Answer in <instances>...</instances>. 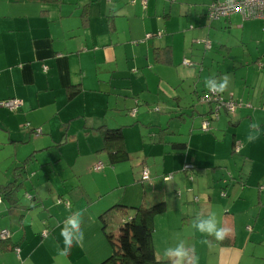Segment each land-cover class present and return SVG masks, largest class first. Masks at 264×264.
<instances>
[{
    "label": "crops",
    "instance_id": "0c3cea01",
    "mask_svg": "<svg viewBox=\"0 0 264 264\" xmlns=\"http://www.w3.org/2000/svg\"><path fill=\"white\" fill-rule=\"evenodd\" d=\"M210 1L148 0L146 6L142 7L139 2L120 6L119 0H60L50 4L40 0H0V100L11 97L22 100L21 107L15 112L0 107V126L9 133L10 141L24 139L27 134H33V128L40 127L42 133L35 135L36 150L74 144L77 148L79 145L82 154L90 158L81 170L71 168L69 185L62 183L59 190L50 186L48 191L51 196L37 190L41 178H36L34 184L30 181L32 185L36 184L34 194L27 193L26 201H20L21 206L14 205L8 210L10 204L3 199L0 201V230L5 228L10 231L7 241L10 247H15L0 250V264H98L108 254L109 243L101 228L100 214L105 212L107 221H114L113 214H118L111 208L114 204L135 205L122 201V192L119 194V173L125 167L117 163L110 167L104 166L101 170L90 168V171L89 167L87 170V166L100 161L103 152L100 151L102 141L96 128L100 125L122 127L125 135V130L137 126L134 123L137 107L142 104L147 107L153 96L160 94L157 90L161 88V93L169 98L179 99L175 84H184L188 78H199V73L191 68L194 65L181 66L185 56L176 62L178 57L175 49L180 42L178 36L182 34L185 38L180 29L184 21L191 19L196 22L189 26L193 30L189 36L192 42L210 35L211 49L218 46L217 53L222 57L220 64L230 69L226 70V74L219 69L213 74L216 78L225 75L229 78L223 95L242 98L253 106L239 109L232 118L223 114L228 118L227 124L237 127L243 125L245 120L264 121L260 116L264 72H258L255 63L260 61L264 67V20L243 19L235 13L228 19L206 23L204 10ZM165 46L169 47V59L167 62H156L153 47ZM128 59H132V62L139 59L140 62L129 66ZM120 61L125 63L124 70L119 69ZM150 61H153L154 66L149 69L154 68L155 74L147 71L143 65V62L147 65ZM149 75L156 79L155 82L151 81ZM242 86H247V90L253 87L252 92L245 94L246 89ZM204 89L206 86L192 90L198 98ZM133 107H136L134 115L130 113ZM206 111L203 108L197 114L202 118ZM176 115L184 119L183 112ZM22 123H28L25 126L27 130L20 129ZM146 126L155 125L149 123ZM156 127L161 128L159 125ZM164 128L167 138L164 135L159 139L155 134L157 132L153 131L152 148L155 152L152 159L160 157L162 175L171 173L172 178L169 180L177 177L179 184L181 175L173 173L181 170L185 159L172 154L181 152H172L171 146L169 149L167 144L182 140L175 136V132ZM237 136L233 133L231 150L234 137ZM190 137L189 142L186 141L187 148L183 150L184 153L187 149L193 151L190 162L196 168L214 167L218 159L208 157H214V151L204 149L201 141H193V135ZM242 137L245 140L247 136ZM124 138L130 159L138 157L140 154L131 150ZM251 144L260 142L245 140V147L251 149ZM139 151L142 153L141 158L138 157L142 161L141 168L147 167L145 152ZM244 163L248 167L251 164L246 159ZM253 166L251 164V169ZM248 170L250 172L244 179L245 183H249L252 176V170ZM84 174L93 180L92 191L86 190L84 182H81ZM261 177V172L254 174L248 185L250 190L243 198L248 207L256 201L259 206H264L262 196L257 194L261 185L264 191V184L259 182ZM158 179L150 177L146 181L155 184ZM197 183L200 184L199 179ZM232 190L237 193L234 187ZM199 193L201 196L206 195L204 190ZM160 194L154 196L156 198L151 204L165 202L164 193ZM59 198L67 199L70 204L58 203ZM54 199V203L58 204L51 203ZM194 202L199 203L198 197ZM24 205H30V208L22 207ZM213 208L211 197H208V200L200 201L194 211L206 215L213 212ZM76 211L83 212L84 240L82 245L74 244L70 254L65 257L58 252V248L64 247L60 231L65 219ZM132 213L129 210L130 216ZM257 213L259 215L254 217L255 221H258L260 210ZM221 214L220 226L228 231L222 241L218 240L219 264H243L239 253L236 254L233 248L236 240L235 214ZM43 231H46L45 236L42 235Z\"/></svg>",
    "mask_w": 264,
    "mask_h": 264
},
{
    "label": "rangeland",
    "instance_id": "374dc122",
    "mask_svg": "<svg viewBox=\"0 0 264 264\" xmlns=\"http://www.w3.org/2000/svg\"><path fill=\"white\" fill-rule=\"evenodd\" d=\"M125 2L126 4H124ZM128 3L127 0H119L120 6H125ZM190 24H196L195 20L190 19L184 21L183 25L180 27L185 38L183 39L182 34L178 36L180 42L176 45L175 49L176 57H178L176 62H178L182 56L191 60L194 63V67L191 68H195L196 73H199V78H188L184 81V84H180V82H178L180 85L175 84L176 94L179 96V99L169 98L164 93H161L163 92L161 88L157 90V93L160 94H155L153 100L147 107L144 104L137 107L138 113L134 119V123L137 126L131 130H125V137L131 150L137 151V154H140L138 155L139 158L142 156L139 150L145 152L147 157L145 164L150 171V177H158L159 179L155 184L150 181L139 180L142 161L138 159L137 156H133L134 159L118 163L120 167H125V170H121L119 173L118 188L119 190L121 189L119 194L122 192L123 199L121 200L129 202V205H136L141 202L148 205L149 203L151 204L157 196L161 195L160 192L164 193L166 210L154 216V230L152 232V244L155 255L159 259L168 260L164 255L165 249L169 246H174L180 240H184L186 245L195 248V254L199 257L198 264H219L220 246L218 240L214 237L202 236L201 233L192 227V222L195 217L201 214L195 212L194 207H197L200 201H204L205 199L208 200V197H211V202L214 206L213 212L216 213L219 224L221 213L228 214L230 212L233 215L235 214L236 240L233 248L236 254L239 253L241 263L264 264V206H259L256 201V203L248 207L244 201L245 199H243L250 190L248 185L252 182L251 179L254 174L259 172L263 173V177L260 178L261 181L259 182L264 184V121L256 122L251 119V122H249V120H245L243 125L237 126V128L232 124H227L226 120L228 118L222 114L220 120L212 122L213 129L211 131L203 132L197 128L202 120L200 115L197 114V111L203 108L208 109V105L200 104L192 89L195 88L199 90L201 87L205 86V81L211 76H214V72H217L218 69L221 70L223 74H226L228 72L226 70L230 69L220 64L222 57L221 54L217 53L219 49L218 46L212 49H204L201 44H196V42L194 43L191 41V37L189 38V36L193 34V30L189 28ZM203 37H208V35ZM209 37L211 36L209 35ZM128 61L129 66L137 61L140 62L139 59L134 60V62H132V59H128ZM218 63L220 64L219 67L217 66ZM119 65L120 70L125 69V63L123 61H120ZM143 65L147 71L155 74L156 70L154 68L151 70L149 69L152 65L154 66L153 61L148 62L147 65L143 62ZM181 66L185 67L186 65ZM261 70L264 72V67ZM257 71L259 72V69H257ZM149 76L151 77V81L155 82L156 79L151 75ZM134 79L136 78L134 77ZM242 87L246 89L245 94L249 91L252 92L253 87L249 90H247V86ZM153 93H155L154 90ZM262 96H264V91ZM234 98L243 100L239 97ZM120 102H122V98H120ZM260 107L262 110L260 116L264 118V108H262L261 105ZM179 112H183V120L176 115L179 114ZM253 122L259 124V138L256 141H259L260 144H251L250 149L245 147L246 138L244 140L242 135H248L250 130L249 125ZM149 123L155 126H146ZM24 124L25 123H22L20 129H26V125ZM158 125L167 127L169 132H175V136L182 141L189 142L190 136L193 135V141H201V145L204 146V149L214 151L215 156L208 157L209 159H218L215 166L207 168L195 167L192 172L190 169L184 171L183 169L185 166L191 165L190 160L193 151L187 149L185 153L184 151H181V154L172 153L185 159L181 170L173 173L174 175H181V183L178 184L177 177L172 180H164L161 173L162 159H160V157L158 158L156 155V159H152L155 152V149L152 148L154 146L153 131H158L159 127H156ZM192 128H195L194 131L191 130ZM236 128L237 131L235 130ZM124 129H126V127ZM233 133L238 135L234 138L236 142L239 143V149L234 151L231 150ZM165 137L167 138V134H165ZM170 137L173 138L174 136ZM40 138L42 137H38V139ZM20 139L19 141H10L9 133L0 126V184L13 180L16 174L19 179L18 181L22 183L16 192L21 202L26 201L27 193L34 194L35 192L36 184L32 185L30 183L31 180L34 184L36 178H41L39 182L40 186H37V190L43 195L51 196L48 191L50 186L59 190L58 187H61L62 183L66 186L69 185L71 183V168L81 170V168L85 167L87 162L89 163L90 161L89 157L82 154V148L79 145L78 148L74 144H64L63 147H49L48 149L36 150V147H34L36 139L34 133L27 134L24 139ZM167 147L170 149V145L167 144ZM172 152L174 151L172 150ZM249 152H251V154H249ZM78 154L81 155L77 157ZM99 158L104 166L110 167L104 152H102ZM219 159L221 160L219 161ZM245 159L250 160L251 164L254 165L252 169L251 164L249 167L245 165ZM88 167L89 170L92 168V166L89 165L86 167L87 170ZM249 168L252 170V176L249 179V183H245L244 179L250 172L248 170ZM33 174L36 175L33 176ZM190 174L193 176L192 180L189 179ZM88 177L90 176L84 174L81 182H84V188L86 190L92 191L94 183L93 180ZM198 179L200 182L199 185H197ZM192 181L194 185H192ZM233 187L237 193H234V190H232ZM243 187L245 188L243 189ZM201 190H204L206 195L201 196L199 193ZM257 194L262 196L264 203V191L258 190ZM194 195L198 197L199 203L194 202ZM54 202L55 199L51 201V203ZM54 204L58 203L56 202ZM129 210L130 213L133 212L132 209ZM259 210L260 216L258 221H255L254 217H258L259 213L257 212H259ZM251 215L253 217H251ZM113 216L114 221L110 219L108 222V229L112 231L113 234H116L121 222V216L117 213L113 214ZM246 218L248 221H244ZM245 225L248 226L245 228ZM249 235H251V239H249ZM205 239H207L208 243L201 242ZM107 247L108 254H106L104 258H106L111 251L110 246L108 245Z\"/></svg>",
    "mask_w": 264,
    "mask_h": 264
},
{
    "label": "trees",
    "instance_id": "16d2710c",
    "mask_svg": "<svg viewBox=\"0 0 264 264\" xmlns=\"http://www.w3.org/2000/svg\"><path fill=\"white\" fill-rule=\"evenodd\" d=\"M129 3L139 2L142 7L146 6V3L148 0H146L145 4L141 2V0H127ZM172 1V0H170ZM224 0H212L210 1L204 10V19L206 20V23H210L213 20L217 19H228L232 14H239L243 19H258V18H245L243 15L239 12H234L228 16H221L218 18H209L208 11L209 7L214 2H221ZM40 2L44 4H50V3H58L60 0H40ZM264 20V19H262ZM203 40H209L210 41V47L206 48ZM197 44H201L204 49H211L212 43L211 40L208 37H203L196 39L195 41ZM169 47H153V55L154 60L156 62L159 61H165L169 59ZM161 58V59H160ZM188 58H183L181 60L182 65L186 66H193L194 63L189 60V64H184L183 60ZM164 62V63H165ZM256 67L257 69L261 70L263 63L260 61H256ZM208 90L204 89L201 93H205ZM72 92H70L71 95ZM200 95L198 97V101L200 100ZM220 95L227 99L229 97H232V99L237 100L238 104L236 105L233 112L228 111L225 107L219 108V114L217 118H211V126L212 122L216 121L220 118L222 114H225L228 116V118H232L235 116L236 112L243 108H252V104L250 102H246L241 99H236L233 96H224L222 92H220ZM200 102V101H199ZM262 102V108H264V96L261 98ZM203 104V103H201ZM203 105H208V109L205 112L204 117H208L211 115V109L215 106L214 103H205ZM132 109H135L136 107H133L130 109V113ZM135 112L132 114L134 115ZM202 117V118H204ZM211 117V116H210ZM200 129V124L199 127ZM166 128H160L157 133V137L159 139H162L163 136L167 133H164V130ZM213 128L204 131L203 132H209ZM42 130V129H41ZM96 130L99 132V135L101 137L102 146L100 148V151H103L106 155V160L109 165H114L117 163L125 162L130 159V153L127 150L126 144H125V135L123 133L122 127H109L107 125H100L96 128ZM235 143L236 140L234 139L232 142V151L235 150ZM171 149L177 152H181L184 149L187 148V142L186 141H171L170 142ZM99 162V161H97ZM96 162V163H97ZM101 162V161H100ZM103 164V162H101ZM95 164V163H94ZM92 165V169L93 166ZM146 166H142V169ZM104 168V164L101 169ZM148 169V167H146ZM194 164L191 163L190 167H184V171L190 169L191 172L194 169ZM99 169V170H101ZM149 170V169H148ZM141 171H140V179L142 181H146L141 179ZM171 174V173H165L162 175V178L164 179V176ZM149 179H150V171H149ZM21 186V182L18 181L17 175L15 174V178L5 184H0V198L4 201L8 202L10 204L9 208H12V206L17 205L21 206L20 199L17 196V190ZM260 191H263L262 185L259 186ZM196 197V196H195ZM60 199V201H58ZM57 201L58 203H61L63 201H66L67 199L59 198ZM0 200V201H1ZM68 201V200H67ZM64 203V202H63ZM65 204V203H64ZM70 204V203H69ZM22 207H26L27 209L30 208V205H24ZM112 209H115L118 214L121 216L122 220L118 226V232L116 234H113L112 231L108 229V221L106 219L105 212L100 214V220H101V228L104 233V236L106 237L109 246L111 248V251L109 255L104 258L102 261H100L98 264H169L168 260L165 259H158L155 255L154 247L152 244V232H153V218L157 213L163 212L165 210V202L159 201L151 205H146L143 202L135 205V206H127L120 203L114 204ZM129 209L133 210L132 215H129ZM5 229V228H4ZM2 230V229H1ZM8 230V229H7ZM9 231V230H8ZM10 233V231H9ZM10 237V234H9ZM0 238V250H7L9 248H15L14 245L11 247L8 243V238ZM225 238V237H224ZM223 240V239H222ZM221 240V241H222Z\"/></svg>",
    "mask_w": 264,
    "mask_h": 264
},
{
    "label": "clouds",
    "instance_id": "9594fccd",
    "mask_svg": "<svg viewBox=\"0 0 264 264\" xmlns=\"http://www.w3.org/2000/svg\"><path fill=\"white\" fill-rule=\"evenodd\" d=\"M229 78L225 75L221 78L215 76L205 81V86L212 93H220L226 90ZM249 132L246 137L248 142H254L259 138V124L253 122L249 125ZM83 212L76 211L69 215L60 231L64 247L58 248V252L62 256H68L74 244L82 245L84 240V232L82 229ZM192 227L205 237H214L216 240L224 239L228 229L220 226L215 212L208 214H198L192 222ZM202 243H208L207 239ZM165 257L169 264H198L199 257L195 254V248L186 245L184 240H180L174 246H169L164 251Z\"/></svg>",
    "mask_w": 264,
    "mask_h": 264
},
{
    "label": "built area",
    "instance_id": "2783aa9c",
    "mask_svg": "<svg viewBox=\"0 0 264 264\" xmlns=\"http://www.w3.org/2000/svg\"><path fill=\"white\" fill-rule=\"evenodd\" d=\"M133 1V0H131ZM143 4H145L146 0H141ZM234 12H239L243 15L245 18H258V19H264V0H224L221 2H214L210 5L208 16L209 18H218L221 16H228ZM205 47H210V41L209 40H203ZM184 64H189L188 59L183 60ZM200 103H214V107L211 109V117H204L202 118L200 122V129L207 131L211 129V118H217L219 114V108L225 107L228 111L233 112L236 105L238 104L237 100L232 99V97H229L227 99H224L220 93H212L209 91V89L200 95ZM22 105V100L17 97H11L6 99L0 100V107H3L7 109L10 112L17 111ZM135 112V109H132L131 113L133 114ZM28 126V123L26 124ZM35 135H40L42 133V130L40 127L33 128L32 131ZM239 149V143H235V150ZM103 164L99 161L94 164L93 169L99 170L101 169ZM191 165L185 166L190 167ZM172 178V174H168L164 176V180H169ZM141 179L148 180L149 179V170L144 167L141 171ZM189 179H193V176L190 174ZM197 198L194 196V200ZM60 201V199L58 200ZM67 206L69 205V201H63ZM249 228V227H248ZM9 231L7 229L0 230V238H7L9 237ZM42 235H46V231L42 232Z\"/></svg>",
    "mask_w": 264,
    "mask_h": 264
}]
</instances>
